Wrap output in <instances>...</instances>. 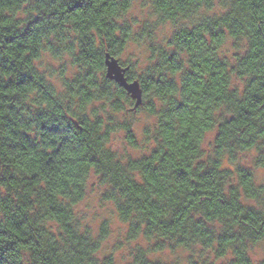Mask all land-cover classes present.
Here are the masks:
<instances>
[{
	"label": "trees",
	"instance_id": "trees-1",
	"mask_svg": "<svg viewBox=\"0 0 264 264\" xmlns=\"http://www.w3.org/2000/svg\"><path fill=\"white\" fill-rule=\"evenodd\" d=\"M150 3L158 20L182 23L164 44L148 43L136 73L120 59L150 29L125 18L131 0H0V264H114L95 258L104 230L94 239L75 223L91 175L126 238L188 250L183 264H264L251 250L264 241V181L254 173L264 169V0ZM227 37L245 43L232 61L219 54ZM106 53L128 67L155 117L154 144L137 158L108 146L112 113L134 99L106 77ZM44 55L62 61V88L40 69ZM98 101L106 119L87 112ZM250 151L249 164L237 162ZM135 246L132 264H169Z\"/></svg>",
	"mask_w": 264,
	"mask_h": 264
},
{
	"label": "rangeland",
	"instance_id": "rangeland-1",
	"mask_svg": "<svg viewBox=\"0 0 264 264\" xmlns=\"http://www.w3.org/2000/svg\"><path fill=\"white\" fill-rule=\"evenodd\" d=\"M212 11L213 9L210 12L212 13ZM125 18L132 24L134 31L142 29L145 25H148L150 29L149 34L144 37L142 42L130 43L128 50L120 59L122 63L131 61L135 66L132 71L136 73H139L142 68L146 67L149 61L148 43L164 44L166 39L173 33L176 26L182 23V21L173 23L171 21L158 20L152 10L150 0H131V6ZM244 48V42L242 47L241 44L227 37L219 48V54L221 57H225L232 61L236 54L243 51ZM61 62V60L51 58L48 55H44L39 62L41 70L48 67L47 77L57 86V89L62 88L60 74H58ZM73 72L69 64H66L65 76L71 77ZM234 83L239 84V81L235 80ZM106 107L107 109L109 108L108 106ZM132 107L133 106L129 105L127 107L128 109L125 111L122 110L118 113H112V117L115 120V129L110 133L108 146L123 159L127 157L137 158L143 154H147L154 144L153 130L155 117L150 115L142 105L141 108L138 109L132 110ZM92 108H95L98 114L102 115L105 119L107 118L108 110L106 109V111H103L100 101L90 104L87 112H90ZM122 125H127L133 132V139L135 140L136 146L131 145L127 140L126 132L124 128L121 127ZM212 138L213 133L210 132L204 144L206 153L209 151V141L212 140ZM254 155V151H250L247 154H240L237 162H247V164H249V161L252 160ZM225 164L227 163L225 162ZM254 173L257 181H264V169L255 167ZM105 189V185L100 183L99 178L91 175L88 181L86 194L82 201L75 207V223L80 232L87 231L96 239L104 230L100 248L95 253V258L99 263H101L103 258H107L104 255H111L112 257L110 256L109 258L114 264H132L131 249L132 247H136L135 245L141 244V251H143L148 258H156L157 260L169 264H183L181 262L185 261L189 255L188 250L177 248L171 251V249L167 248L166 250L157 252V250L147 248L153 241L146 238L144 239L142 236H139L137 240L133 241L129 237L126 238V232L128 231L127 223L123 222L118 216L114 203L102 198V192L105 191ZM251 250L252 256L256 261L264 259V241L254 244ZM177 261L179 262L176 263ZM105 262L106 260L103 261V263Z\"/></svg>",
	"mask_w": 264,
	"mask_h": 264
},
{
	"label": "water",
	"instance_id": "water-1",
	"mask_svg": "<svg viewBox=\"0 0 264 264\" xmlns=\"http://www.w3.org/2000/svg\"><path fill=\"white\" fill-rule=\"evenodd\" d=\"M105 75L121 85L127 93L130 94L131 98L134 99V108L141 105L142 93L137 80L128 81L125 76V72L128 69L127 66H121L118 59L111 56L109 53L105 54Z\"/></svg>",
	"mask_w": 264,
	"mask_h": 264
}]
</instances>
